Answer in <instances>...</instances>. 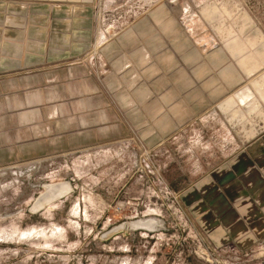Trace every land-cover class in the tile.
I'll use <instances>...</instances> for the list:
<instances>
[{
    "label": "rangeland",
    "instance_id": "1",
    "mask_svg": "<svg viewBox=\"0 0 264 264\" xmlns=\"http://www.w3.org/2000/svg\"><path fill=\"white\" fill-rule=\"evenodd\" d=\"M158 8L175 20L154 14L125 35L133 13ZM92 9L91 32L29 14L15 38L0 34V62L50 66L33 69L34 80L0 68L11 72L0 74L10 77L0 81V264H264V241L211 243L174 192L200 119L181 116L208 106L191 98L211 94V77L220 94L223 63L245 76L262 59L208 107L236 122L239 93L264 76V0H96ZM173 64L166 77L181 78L188 99L161 74Z\"/></svg>",
    "mask_w": 264,
    "mask_h": 264
},
{
    "label": "crops",
    "instance_id": "2",
    "mask_svg": "<svg viewBox=\"0 0 264 264\" xmlns=\"http://www.w3.org/2000/svg\"><path fill=\"white\" fill-rule=\"evenodd\" d=\"M94 6L96 0H0V22L3 21L4 26L3 29L0 28V34L3 40L6 39L5 37L15 38L12 35L18 33L16 22L22 21L21 15L29 16V14L40 21L52 19L62 21L65 24H62L61 29L65 31L86 29L91 32L90 21ZM23 9L26 10L25 14L21 13ZM164 9L158 8L153 13H146L143 9L140 15L133 13L136 15L133 22L138 23L127 27L128 33L125 35L133 33V30L139 26H147L151 17L156 19L154 14H157L158 18L171 17L172 14L175 20L174 13L170 10L166 12L167 9ZM132 18L129 14L128 19L125 20ZM7 21L13 22L14 25H9ZM83 22H86V25H83ZM52 26L53 29L60 27L53 23L50 27ZM254 45L255 49H261V44L258 46L256 41ZM0 48L2 52L6 51L4 45L1 44ZM100 48L101 52L114 51L111 44ZM204 49L206 52L207 46ZM44 51L46 52V49ZM252 61L253 67L248 69L245 76H241L240 73L235 74L229 65L223 63L218 81L220 88L215 89L220 94L214 92V80L211 77L206 82L211 86V90L213 89L211 94L203 93L199 98H191L195 101L204 100L208 106L191 108L181 116L200 119L195 125L190 126V140L179 152L181 159L191 160L190 172L187 176L181 168L176 169L177 173L179 171L182 183L179 187H174L175 194L180 197L181 210L190 214L195 227L204 232L211 239V243L232 245L238 250H244L264 241V76H261V79L255 78L252 92L239 93L237 99L242 103V109L237 111L236 122L227 119L225 114L220 118L219 114L212 113L208 107L213 101H220L229 96L233 85L245 84L246 77L257 72L262 59L259 61L252 59ZM244 64L247 65L246 62ZM159 67L163 69L161 74L167 84L173 85V93L178 99H181L182 94L188 99L189 94L179 89L182 85L181 78L178 81L176 78L171 80L170 77H166V70L172 69L174 64L165 69L162 65ZM0 68L13 69V75L23 76L18 77L22 80H34L38 74L33 75V69L46 70L50 66L46 60L40 63L22 61L9 66L1 61ZM10 73L0 72V74ZM193 73L198 74V68H195ZM6 79L10 77L0 75L1 83L6 82ZM176 89L180 93H177Z\"/></svg>",
    "mask_w": 264,
    "mask_h": 264
}]
</instances>
